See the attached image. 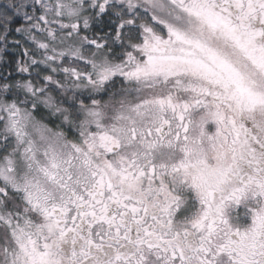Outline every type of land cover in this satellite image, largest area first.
Returning <instances> with one entry per match:
<instances>
[{"label": "snow or ice", "instance_id": "1", "mask_svg": "<svg viewBox=\"0 0 264 264\" xmlns=\"http://www.w3.org/2000/svg\"><path fill=\"white\" fill-rule=\"evenodd\" d=\"M0 264H264V0H0Z\"/></svg>", "mask_w": 264, "mask_h": 264}]
</instances>
